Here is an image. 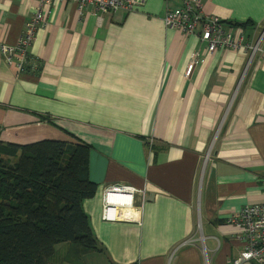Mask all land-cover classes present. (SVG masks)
Wrapping results in <instances>:
<instances>
[{
	"label": "crops",
	"instance_id": "1",
	"mask_svg": "<svg viewBox=\"0 0 264 264\" xmlns=\"http://www.w3.org/2000/svg\"><path fill=\"white\" fill-rule=\"evenodd\" d=\"M201 3L225 24L250 22L233 27L245 43L264 31V0ZM37 5L0 0V47L18 42ZM178 7L144 0L128 14L79 15L53 0L29 49L33 68L18 72L0 54V141L90 148L95 193L82 209L101 251L69 258L60 244L53 264H256L237 262L244 242L227 219L264 202V39L250 59L203 56L196 38L165 28V10ZM117 184L135 190L133 203L105 222L103 193Z\"/></svg>",
	"mask_w": 264,
	"mask_h": 264
},
{
	"label": "trees",
	"instance_id": "2",
	"mask_svg": "<svg viewBox=\"0 0 264 264\" xmlns=\"http://www.w3.org/2000/svg\"><path fill=\"white\" fill-rule=\"evenodd\" d=\"M89 150L64 141H0V264H53L60 244L72 248L69 258L101 251L82 209L95 193Z\"/></svg>",
	"mask_w": 264,
	"mask_h": 264
},
{
	"label": "built area",
	"instance_id": "3",
	"mask_svg": "<svg viewBox=\"0 0 264 264\" xmlns=\"http://www.w3.org/2000/svg\"><path fill=\"white\" fill-rule=\"evenodd\" d=\"M52 1L38 0L35 12L32 18L26 22L18 42L14 46L3 45L0 47V54L5 61L8 64L14 63L18 72L33 68H30L29 49L35 38L37 28L43 22L44 11L50 6ZM59 1H69L74 4L79 15L88 6H91L94 12L100 14H128L137 11L144 3V0ZM178 2V8L165 10L162 17L163 24L168 30H177L184 36L196 38L199 44H204L203 56L213 54L218 49L240 50L248 53L250 59L255 53L260 51L259 46L264 39V31L254 44L245 43L239 29H234L215 16L205 15L202 11L201 0H178ZM197 55L198 53L193 54L191 65ZM134 193V189L118 184L106 188L102 197V220L114 222L119 219L120 211L125 210V207L132 206ZM110 211H112L111 214H109ZM124 218L125 220H132L128 213L124 214ZM227 220V224L238 230L236 238L244 242V249L237 262L264 264V202L245 205Z\"/></svg>",
	"mask_w": 264,
	"mask_h": 264
},
{
	"label": "rangeland",
	"instance_id": "4",
	"mask_svg": "<svg viewBox=\"0 0 264 264\" xmlns=\"http://www.w3.org/2000/svg\"><path fill=\"white\" fill-rule=\"evenodd\" d=\"M11 162H14L13 160H11ZM196 231H197V228H196ZM58 248V247H57ZM62 258V255L60 256V259Z\"/></svg>",
	"mask_w": 264,
	"mask_h": 264
}]
</instances>
